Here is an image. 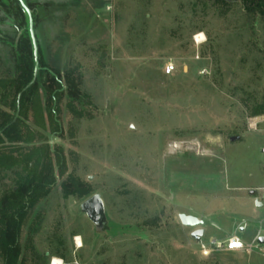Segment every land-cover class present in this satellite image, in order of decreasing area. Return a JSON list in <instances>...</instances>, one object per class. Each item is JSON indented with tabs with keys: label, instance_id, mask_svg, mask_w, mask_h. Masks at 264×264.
Returning a JSON list of instances; mask_svg holds the SVG:
<instances>
[{
	"label": "rangeland",
	"instance_id": "rangeland-1",
	"mask_svg": "<svg viewBox=\"0 0 264 264\" xmlns=\"http://www.w3.org/2000/svg\"><path fill=\"white\" fill-rule=\"evenodd\" d=\"M24 1L35 7L47 66L73 72L81 92L73 103L84 116L66 97L62 136L47 134L48 143L107 216L96 228L81 210L87 199L65 198L58 178L22 230V247L32 238L36 251L25 249V264H221L201 253L228 239L212 221L247 223L243 239L264 264L251 238L264 231V114L252 116L264 106V17L243 0ZM12 2L0 0V77L14 71L22 34ZM185 209L211 212L201 242L180 223Z\"/></svg>",
	"mask_w": 264,
	"mask_h": 264
},
{
	"label": "trees",
	"instance_id": "trees-1",
	"mask_svg": "<svg viewBox=\"0 0 264 264\" xmlns=\"http://www.w3.org/2000/svg\"><path fill=\"white\" fill-rule=\"evenodd\" d=\"M12 1L15 21L22 34L14 41V71L6 77H0V184L10 175L14 177L13 187L8 188L4 184L3 189H0V257L3 264H25V249L31 247L35 251V248L32 238L26 242L25 248L22 247V230L37 204L49 195L58 178H65L68 172L62 148L51 146L47 134L62 136L60 104L66 97L69 98L67 107L71 113L79 117L84 114L78 112L73 103V99L81 93L73 72L63 75L57 68L47 66L39 40L41 67L35 83L26 89L34 79V46L29 17L18 0ZM216 1L228 4V0ZM243 2L250 16L264 17V0ZM26 4L34 14V30L37 33L39 19L35 7ZM5 38L0 31V41ZM41 102L47 116L44 115ZM263 114V105L252 112V116ZM61 190L65 198L85 200L92 193L89 184L73 173L62 181ZM36 231L34 228L32 232Z\"/></svg>",
	"mask_w": 264,
	"mask_h": 264
},
{
	"label": "crops",
	"instance_id": "crops-1",
	"mask_svg": "<svg viewBox=\"0 0 264 264\" xmlns=\"http://www.w3.org/2000/svg\"><path fill=\"white\" fill-rule=\"evenodd\" d=\"M226 188L231 189L232 186H230V187L226 186ZM234 189H238V188L236 187ZM243 189L245 192L249 193V196H251L250 190L248 189V187L244 186ZM256 195H257V193H256ZM260 204L262 205V203H260ZM263 207H264V205H262V207H258V208H263ZM180 214H186L188 216H194V217H197V218L203 220L205 225L202 227V229H204V231H205L204 236L206 235V232H207V225L206 224L211 219V212H209L208 210H206V212H203V211L199 212L196 210H189L188 211L185 209ZM241 225L242 224H239V226L234 227V224H230L229 228H226L227 229L226 230V229L222 228V224H220L219 222L217 223L215 221H212L213 227H216L221 231L227 232L226 234L228 236L227 237L228 239H225L223 241H218V242H223V243L227 242L230 238L235 236L238 239H240L242 242H244V244L246 246H252L250 244H247L246 243L247 241H245V239H243L244 235L246 234V230L248 229L247 223L243 224V226H241ZM263 225H264V222H261L260 226L262 227ZM251 231H252L251 238H252L253 242L257 243V242H259L260 239H262V238L264 239V231L262 228L256 229V227H254L253 229H251ZM193 232H194V229L189 230V236L190 237H191ZM204 236H203V238H204ZM213 242H217V241H213ZM259 244L264 246V244H261L260 242H259ZM201 253L207 257L213 255V257L220 260L221 264H261L259 258H256L253 256V251L247 252V251L217 250L213 246H212V248H209L206 245H203L202 249H201Z\"/></svg>",
	"mask_w": 264,
	"mask_h": 264
},
{
	"label": "water",
	"instance_id": "water-1",
	"mask_svg": "<svg viewBox=\"0 0 264 264\" xmlns=\"http://www.w3.org/2000/svg\"><path fill=\"white\" fill-rule=\"evenodd\" d=\"M18 2L29 17L30 33H31V38H32L33 46H34V55L36 59L34 79L31 82V84L26 88L28 89L35 83L37 75H38V71H39L38 46H37V40L35 36V31H34V20H33L32 10L27 6L24 0H18ZM239 140H240V137L231 138L232 142H237ZM256 193H257V190L250 191L251 196H255ZM257 207H262V205L259 202H257ZM81 210L88 217V219L95 225L96 228L102 229L107 224L106 208H105L104 201L102 200V197L100 195L97 194L87 199L81 205ZM179 220L183 227L194 229V232L191 235L193 239H195L198 242L202 240L204 233H205L204 229H202V227L205 225L203 220L197 217H194V216H188L186 214H180ZM259 242L261 244H264V239L263 238L260 239Z\"/></svg>",
	"mask_w": 264,
	"mask_h": 264
},
{
	"label": "built area",
	"instance_id": "built-area-1",
	"mask_svg": "<svg viewBox=\"0 0 264 264\" xmlns=\"http://www.w3.org/2000/svg\"><path fill=\"white\" fill-rule=\"evenodd\" d=\"M196 43L200 44L201 42L196 39ZM164 73L166 76H172L176 73V66L173 63H169L165 66ZM176 147V145H175ZM178 147V146H177ZM262 153L264 154V148L262 149ZM264 168V166H263ZM236 244L238 246L234 247ZM212 246L217 250H228V251H247L251 252L253 246H246L244 242H242L237 237L230 238L227 242H213Z\"/></svg>",
	"mask_w": 264,
	"mask_h": 264
},
{
	"label": "bare ground",
	"instance_id": "bare-ground-1",
	"mask_svg": "<svg viewBox=\"0 0 264 264\" xmlns=\"http://www.w3.org/2000/svg\"><path fill=\"white\" fill-rule=\"evenodd\" d=\"M200 42L202 40H199ZM77 244L78 246H81V240L79 238H77ZM53 264H62V262L59 259H54V263Z\"/></svg>",
	"mask_w": 264,
	"mask_h": 264
},
{
	"label": "snow or ice",
	"instance_id": "snow-or-ice-1",
	"mask_svg": "<svg viewBox=\"0 0 264 264\" xmlns=\"http://www.w3.org/2000/svg\"><path fill=\"white\" fill-rule=\"evenodd\" d=\"M197 39H198V40H202V39H204L203 34H201L200 36H198ZM233 246L236 247V246H238V245L234 244Z\"/></svg>",
	"mask_w": 264,
	"mask_h": 264
}]
</instances>
